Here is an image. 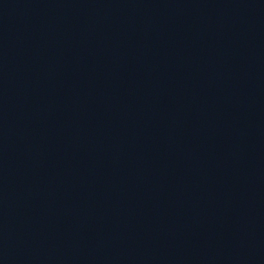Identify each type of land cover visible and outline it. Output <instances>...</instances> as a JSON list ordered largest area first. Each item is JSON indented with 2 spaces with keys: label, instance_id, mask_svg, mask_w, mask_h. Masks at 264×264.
Segmentation results:
<instances>
[{
  "label": "water",
  "instance_id": "water-1",
  "mask_svg": "<svg viewBox=\"0 0 264 264\" xmlns=\"http://www.w3.org/2000/svg\"><path fill=\"white\" fill-rule=\"evenodd\" d=\"M0 182L38 264H264V0H0Z\"/></svg>",
  "mask_w": 264,
  "mask_h": 264
}]
</instances>
